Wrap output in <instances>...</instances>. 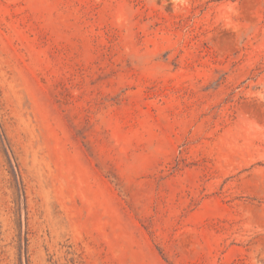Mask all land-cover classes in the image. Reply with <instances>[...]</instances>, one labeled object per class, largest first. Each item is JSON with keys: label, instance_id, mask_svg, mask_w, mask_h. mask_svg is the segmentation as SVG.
Masks as SVG:
<instances>
[{"label": "rangeland", "instance_id": "1", "mask_svg": "<svg viewBox=\"0 0 264 264\" xmlns=\"http://www.w3.org/2000/svg\"><path fill=\"white\" fill-rule=\"evenodd\" d=\"M0 264H264V0H0Z\"/></svg>", "mask_w": 264, "mask_h": 264}]
</instances>
